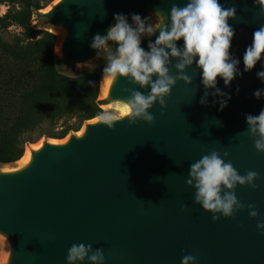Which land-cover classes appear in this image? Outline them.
I'll use <instances>...</instances> for the list:
<instances>
[{
	"label": "water",
	"instance_id": "water-1",
	"mask_svg": "<svg viewBox=\"0 0 264 264\" xmlns=\"http://www.w3.org/2000/svg\"><path fill=\"white\" fill-rule=\"evenodd\" d=\"M185 2L61 0L36 17L44 26L66 28L63 56L78 63L98 52L90 47L92 38L106 34L114 13L129 15L131 22L132 13L145 18L159 10L167 23L172 4ZM219 3L236 6L235 18L228 20L235 32L229 53L240 60L242 72L229 86L217 77V87L231 96L227 106L220 110L212 95L207 105L199 103L205 89L193 65L187 69L191 84L177 81L166 107L157 102L149 109L153 123L129 125L127 115L111 129L90 122L84 134H71L67 142L43 141L26 167L0 170V233L9 241L10 264H66L74 243L101 248L105 264H181L187 255L197 257V264H264V234L257 228L264 220V153L255 149L245 123L246 113L264 108V98L252 95L264 83L256 76L261 62L243 72L242 59L264 14L253 0ZM157 34L143 38L141 46L147 50ZM125 89L150 90L118 77L106 104L125 101L130 95ZM213 149L227 151L226 160L239 174H259L255 188L235 189L241 203L256 206L257 217L245 207L232 217L217 214L214 221L194 202L195 189L186 183L189 166Z\"/></svg>",
	"mask_w": 264,
	"mask_h": 264
},
{
	"label": "clouds",
	"instance_id": "clouds-1",
	"mask_svg": "<svg viewBox=\"0 0 264 264\" xmlns=\"http://www.w3.org/2000/svg\"><path fill=\"white\" fill-rule=\"evenodd\" d=\"M253 6L264 14V0H253ZM153 14L159 18L156 23L148 22L150 16L142 18L132 13L129 22V15L114 13V24L107 29L106 34H96L90 43V47L98 53H107L102 73L109 82H114L118 77L127 78L129 83L141 89L145 86L150 89L147 94L125 89L130 95L122 106H118L121 115L128 116L129 125L135 124L137 120L153 123L154 116L149 109L157 102L161 109L166 107V98L177 81L191 84L192 78L187 74V69L193 65L199 70V82L205 89L199 103L207 105L208 96L212 95L219 98L213 102L218 103L220 110H223L231 96L217 87V77L223 80L225 86H229L237 76L242 75L238 67L240 60L229 53L235 32L228 20L235 18L236 6L225 7L219 0H186L183 5L172 4L167 23L159 10ZM154 34L157 35L154 40H148L146 50L141 46L142 39ZM181 39L183 43L178 45ZM110 45H114V49ZM262 54L264 24L253 32L252 42L242 57L243 72L251 71L261 62L262 70L257 71L256 76L264 83ZM173 59L176 61L174 64ZM172 68L176 70L174 73ZM210 89L213 91L209 92ZM252 95L257 100L264 98V88L256 89ZM119 118L111 111H103L97 116V120L110 129ZM245 123L255 149L264 153V108L255 115L246 113ZM228 156L227 151L221 154L213 149L190 164L186 183L195 189L194 202L211 212L214 221L219 215L232 217L245 207L250 209V217L255 218L258 216L256 206L241 203L235 189L238 185L255 188L259 174L255 171L239 174L231 160H226ZM257 228L264 234V220L257 223ZM86 259L90 264H105L103 250H93L91 244L84 243L71 245L66 264H81ZM181 264H197V257L187 255L182 258Z\"/></svg>",
	"mask_w": 264,
	"mask_h": 264
},
{
	"label": "trees",
	"instance_id": "trees-1",
	"mask_svg": "<svg viewBox=\"0 0 264 264\" xmlns=\"http://www.w3.org/2000/svg\"><path fill=\"white\" fill-rule=\"evenodd\" d=\"M54 0H0V163L19 160L39 138L63 139L105 111L102 75L93 70L62 73L57 35L35 23ZM16 26L19 32L12 33Z\"/></svg>",
	"mask_w": 264,
	"mask_h": 264
},
{
	"label": "rangeland",
	"instance_id": "rangeland-1",
	"mask_svg": "<svg viewBox=\"0 0 264 264\" xmlns=\"http://www.w3.org/2000/svg\"><path fill=\"white\" fill-rule=\"evenodd\" d=\"M49 6H50V4L44 9L45 10L48 9ZM8 7L9 6H7L5 3L0 4V15L4 14L8 10ZM44 9H43V11H44ZM147 17H149V21H148L149 23H156V22H158V19H159L153 13H150ZM34 18H35L36 24L39 22L40 23L42 22L36 17V15ZM10 30L12 33L19 32L20 28H18L16 26H12L10 28ZM110 47L114 49L115 46L110 45ZM106 55H107L106 51L100 52V53L97 52L94 56H92L91 58H89L83 62L74 63V62H71L70 60H68L67 58H65L64 56H59L57 54L56 55V62H57V66H58L59 70L62 73H65L68 75H78V74H81V73L88 71V70L97 71L102 75V83H103V81L107 80V78L102 73L103 67L106 64ZM100 96H102V95L100 94ZM100 99L105 100V98H102V97H100ZM103 108L105 111H111L114 115H116L118 117L123 116L120 113V110L118 108V104H116L114 102H112V103L109 102L108 104H105L103 106ZM95 121H98L97 118L86 121L84 123V125L82 126V128H84L86 126V124H88L90 122H95ZM79 131L71 132L68 136H70L71 134H78ZM68 136H66V137H68ZM45 140L51 141V140H62V139L49 138V137L43 136V137L39 138L36 142L28 144L27 147L33 146L34 144H37L40 141H45ZM2 169H4V164L0 163V170H2ZM10 251H11V248H10L8 239L3 234L0 233V264H10L9 263Z\"/></svg>",
	"mask_w": 264,
	"mask_h": 264
},
{
	"label": "bare ground",
	"instance_id": "bare-ground-1",
	"mask_svg": "<svg viewBox=\"0 0 264 264\" xmlns=\"http://www.w3.org/2000/svg\"><path fill=\"white\" fill-rule=\"evenodd\" d=\"M61 0H54L50 6L48 8H50L51 6L56 5L58 2H60ZM45 10V9H44ZM45 29L50 30L52 32H54L57 35V42H56V48H55V52L56 55L58 54L59 56H63L64 52H63V44L67 35V30L65 27L53 24V23H48L44 26ZM113 82H109V80H105L103 81L102 85H101V93L99 92V96L100 94L102 96V98H106L111 90ZM126 101H117L116 104H118V106H122ZM97 118V117H96ZM95 119V118H94ZM85 132V127L82 128L79 132L78 135H82ZM52 142H67L68 141V137L62 139V140H51ZM44 142L40 141L37 144H34L33 146L30 147H26L24 155L17 160L16 162L13 163H7L4 164V171L6 172H11V171H16V170H20L24 167H26L31 161H32V154L34 150H39L43 147Z\"/></svg>",
	"mask_w": 264,
	"mask_h": 264
}]
</instances>
